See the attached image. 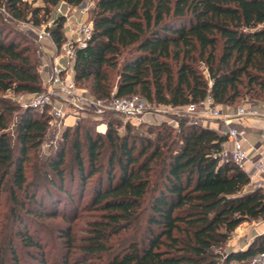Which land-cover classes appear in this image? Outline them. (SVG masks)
<instances>
[{"label": "trees", "instance_id": "1", "mask_svg": "<svg viewBox=\"0 0 264 264\" xmlns=\"http://www.w3.org/2000/svg\"><path fill=\"white\" fill-rule=\"evenodd\" d=\"M85 1L0 0V95L43 90L36 33L12 25L40 27L60 2ZM90 19L74 77L98 98L264 101V0H95ZM64 21L50 28L58 46ZM114 114L67 127L44 155L49 111L0 97V264H247L264 250V233L226 249L240 224L264 219V190L221 159L222 131L188 117L122 131Z\"/></svg>", "mask_w": 264, "mask_h": 264}, {"label": "built area", "instance_id": "2", "mask_svg": "<svg viewBox=\"0 0 264 264\" xmlns=\"http://www.w3.org/2000/svg\"><path fill=\"white\" fill-rule=\"evenodd\" d=\"M76 8V6H75ZM74 7L65 2H60L56 7V16H64L63 43L56 45V52L51 58L50 71L47 73L45 82H42L43 90L35 93L31 101L22 103L23 109L47 110L52 116L51 126L56 127L57 133L61 135L63 131L62 119L71 110H80L93 115L94 118L101 119L107 112H115L125 116L131 123L139 125L148 122V106L146 100L137 94L131 96H117L112 92L106 99L98 98L91 91L82 87L75 80V59L79 50L86 49L92 39L94 26L93 22L87 18L89 7H80V13L72 12ZM53 19L49 20L42 29L36 32L37 51L42 52L43 42L47 38H52L50 28ZM49 64L42 63L44 67ZM42 69V71H43ZM205 103L211 107L202 109L200 114L210 115L224 122L227 126L225 131L226 140L223 143L220 156L223 161H231L242 170L246 171L254 184V188L264 190V155L253 156L249 150L248 132L246 126L235 125L234 119H241L251 116L264 117V101L252 105L249 108H237L233 112L227 107L213 105V100L207 98ZM172 107V106H171ZM199 105L189 103L183 108L188 113L198 112ZM199 116V114H198ZM258 176V179H255ZM247 264H264V250L257 253Z\"/></svg>", "mask_w": 264, "mask_h": 264}, {"label": "rangeland", "instance_id": "3", "mask_svg": "<svg viewBox=\"0 0 264 264\" xmlns=\"http://www.w3.org/2000/svg\"><path fill=\"white\" fill-rule=\"evenodd\" d=\"M94 4H95V0H86L85 2H83L82 4L76 6V8L74 7V9L72 10V12H75L76 14H80L81 16V13H80V7H82L83 5H86L87 7H89V12H88V15H87V18L89 20L90 17H91V10L92 8L94 7ZM54 17H56V11H55V8L53 9V12H52V15H51V19L52 20ZM42 25H46V23L42 24ZM42 25L40 27H34L31 23L27 22V23H20V24H13L12 26L14 27V29L16 31H20L22 33H29V32H38L42 29ZM30 30H33V31H30ZM36 44V42H35ZM43 51L42 52H38L37 51V54H38V57L40 59V62L41 64L43 63H46V64H49L51 62V56L53 54H55L56 52V45L55 43L53 42L52 38H47L44 40L43 42ZM36 46V45H35ZM39 66V72L41 74V79H42V82H45L46 78H47V73L50 71V64L49 66L47 65V67L45 66L44 69H43V65ZM43 69V71H42ZM118 80V77H115V81ZM82 87L88 89L89 91H91V88H90V82H81L79 83ZM0 97L4 100H8L9 102L13 103V104H18L19 108L22 109V106L21 104L22 103H25V102H29L33 99L34 97V93H30V92H21V93H15L13 91H7L5 93H2L0 95ZM147 102V101H146ZM261 102V101H260ZM260 102H257L255 104H259ZM254 103H250L248 102V100L246 99L245 101H241L239 102L238 104H235L234 106H231V108L229 109L231 112H233L235 109L237 108H249L251 107L252 105H255ZM147 106H148V114H147V119L149 120L148 122L146 123H143L142 125L143 126H147V125H153V124H172V125H175L177 126L178 124V121L179 119L183 118V117H188L189 119H194V120H197L200 122V118L198 116V114H200V111L202 109H207V108H210L211 106L208 104V103H203V104H200L199 107H198V112L196 113H188L186 112L183 108H175V107H171L169 105H163V104H160V105H157V104H154V103H150V102H147ZM212 108V107H211ZM224 109H226V107L224 106ZM41 111L40 110H35V113H40ZM112 115V114H111ZM114 116L118 117L119 120L121 121V127H120V130H124V126L128 123H130V121L125 117V116H122L121 114H114ZM210 116V115H209ZM93 118V115L89 114V113H84L80 110H71L69 112H67V115L65 118L62 119V124H63V130H65L67 127L68 128H74V126H76V124L78 122H81L83 124L85 123H91V120ZM250 119L249 117H246V119ZM258 119H264L263 116H251V120H258ZM203 121H201L202 123ZM210 122H212V120H210ZM235 125H241V126H246L244 125V123H239V121H234ZM243 122V121H242ZM221 131H225L227 129V126L225 123H221ZM94 126H96V124H94ZM141 126V125H140ZM99 130H105L106 127L104 125H99L98 127ZM57 128L55 127H51V132L49 134V137H48V141H47V144L44 145V147H42L41 149V152L45 155V154H48L50 152V144L53 143L54 145V142H56V140L61 136V135H55L57 133ZM71 132V141L74 137V129H71L70 130ZM53 139V140H52ZM14 139H12V144H15ZM52 140V141H51ZM52 145V146H53ZM67 148H68V151H69V154H68V164L69 165H72L73 163V157H72V151H71V142H68V145H67ZM90 187H91V184H90ZM89 187V188H90ZM10 191H9V186H6L4 188V194L1 198L2 200V206H1V210L3 211L4 215H5V212L9 210V206L11 204V200H10V195H9ZM88 199V197H86L84 199V202H86ZM226 249H228V246H226ZM233 264H237V263H233Z\"/></svg>", "mask_w": 264, "mask_h": 264}, {"label": "crops", "instance_id": "4", "mask_svg": "<svg viewBox=\"0 0 264 264\" xmlns=\"http://www.w3.org/2000/svg\"><path fill=\"white\" fill-rule=\"evenodd\" d=\"M220 107L224 108V106L222 105ZM225 107L231 108V106H225ZM199 118L201 119L200 122L203 121L202 122L203 125H208L214 129L221 131L220 124L224 123L221 120L210 117L207 114L204 115L199 114ZM249 118L250 119L248 118L234 119V121H239V123H244V125H246L248 132V140H249L248 146L251 155L253 156L264 155V119L251 120V117ZM210 120H212V122H210ZM255 179H258V176H255ZM250 183L254 184L252 180ZM263 233H264V219L243 222L236 228L232 238L228 241L227 243L228 249L232 251L245 250L257 235ZM233 263L246 264L243 261L241 262L235 261Z\"/></svg>", "mask_w": 264, "mask_h": 264}]
</instances>
